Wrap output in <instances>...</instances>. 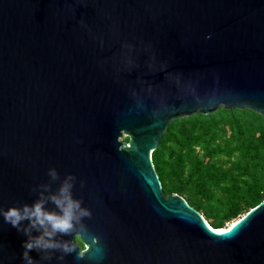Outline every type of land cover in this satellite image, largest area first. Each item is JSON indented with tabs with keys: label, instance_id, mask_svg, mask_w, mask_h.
Here are the masks:
<instances>
[{
	"label": "water",
	"instance_id": "water-1",
	"mask_svg": "<svg viewBox=\"0 0 264 264\" xmlns=\"http://www.w3.org/2000/svg\"><path fill=\"white\" fill-rule=\"evenodd\" d=\"M220 107L264 117V0H0V264H264V201L214 229L154 166Z\"/></svg>",
	"mask_w": 264,
	"mask_h": 264
},
{
	"label": "trees",
	"instance_id": "trees-1",
	"mask_svg": "<svg viewBox=\"0 0 264 264\" xmlns=\"http://www.w3.org/2000/svg\"><path fill=\"white\" fill-rule=\"evenodd\" d=\"M153 162L166 195H181L214 228H224L264 201V117L221 108L174 120Z\"/></svg>",
	"mask_w": 264,
	"mask_h": 264
},
{
	"label": "rangeland",
	"instance_id": "rangeland-1",
	"mask_svg": "<svg viewBox=\"0 0 264 264\" xmlns=\"http://www.w3.org/2000/svg\"><path fill=\"white\" fill-rule=\"evenodd\" d=\"M221 108H224V107H220L218 110H220ZM217 110V111H218ZM190 117V116H189ZM184 118H186V117H184ZM174 121V120H173ZM172 122V121H171ZM169 127V126H168ZM125 140H128L127 138H125ZM203 160H207V156H205V155H203ZM204 198V197H203ZM204 200V199H203ZM205 201V200H204ZM207 205V204H206ZM201 214H203L202 212H201ZM204 215V214H203ZM205 218H206V216H205ZM239 217H237V218H233V219H231V220H226L225 221V223H224V228H227L233 221H235V220H237ZM207 219V218H206ZM76 242L77 243H80V244H82V242L80 241V239L79 238H77V240H76Z\"/></svg>",
	"mask_w": 264,
	"mask_h": 264
},
{
	"label": "bare ground",
	"instance_id": "bare-ground-1",
	"mask_svg": "<svg viewBox=\"0 0 264 264\" xmlns=\"http://www.w3.org/2000/svg\"><path fill=\"white\" fill-rule=\"evenodd\" d=\"M241 218V217H240ZM238 220H239V218L237 219V220H235V221H233L227 228H214L209 222V224H210V226H212L214 229H218V230H227V229H229V228H231V227H233L234 225H236L237 224V222H238ZM208 221V220H207Z\"/></svg>",
	"mask_w": 264,
	"mask_h": 264
},
{
	"label": "flooded vegetation",
	"instance_id": "flooded-vegetation-1",
	"mask_svg": "<svg viewBox=\"0 0 264 264\" xmlns=\"http://www.w3.org/2000/svg\"><path fill=\"white\" fill-rule=\"evenodd\" d=\"M80 246H81V249H83L85 247V245L83 243L80 244Z\"/></svg>",
	"mask_w": 264,
	"mask_h": 264
}]
</instances>
